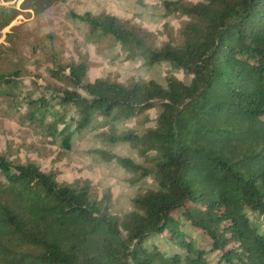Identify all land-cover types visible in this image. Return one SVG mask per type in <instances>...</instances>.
<instances>
[{
    "label": "trees",
    "instance_id": "1",
    "mask_svg": "<svg viewBox=\"0 0 264 264\" xmlns=\"http://www.w3.org/2000/svg\"><path fill=\"white\" fill-rule=\"evenodd\" d=\"M16 1L0 0V40L20 14ZM66 1L29 0L28 6L44 11ZM162 5L187 19L163 44L105 11L72 18L91 42L111 40L130 59L165 63L186 80L90 82L86 60L53 61L48 74L59 85L33 98L20 91L18 70L0 71V97L17 109L19 121L67 151L95 114L144 116L136 123L145 128L141 134L120 138L142 145L143 163L100 155L121 167L131 186L154 182L117 217L88 180L63 182L56 169L0 154V264H211L214 254L217 264H264V0ZM5 37L14 42L11 33ZM19 93L23 105L16 104Z\"/></svg>",
    "mask_w": 264,
    "mask_h": 264
},
{
    "label": "rangeland",
    "instance_id": "2",
    "mask_svg": "<svg viewBox=\"0 0 264 264\" xmlns=\"http://www.w3.org/2000/svg\"><path fill=\"white\" fill-rule=\"evenodd\" d=\"M163 1L178 0H67L44 11L30 10L29 0L24 4V0H17L16 7L20 9V14L3 30L0 40L5 49L11 46L10 51L0 50V71L18 70L20 91L33 98L41 97L45 86L59 85L48 74L53 61L65 65L86 60L89 64L87 80L90 82L110 78L120 83L133 80L164 83L169 76L186 80L182 73L175 72L165 63L149 67L139 59H130L122 46L111 40L100 44L91 42L84 25L72 18L73 14H99L105 11L157 34L158 43L163 44L167 37L177 35L187 21L179 15H169L162 5ZM181 1L187 4L196 2ZM7 33H11L10 40L14 39L12 44L5 40ZM18 97L16 104L23 105L20 93ZM11 107L0 97L1 155L23 163L33 161L45 172L56 169L61 173L63 182L88 180L99 200L109 198L110 212L117 217L132 210L131 200L137 193L154 187L151 179L140 187L131 186L130 176L115 162H107L100 155L106 152L143 163L144 159L139 157L144 149L142 145L124 142L120 138L131 131L141 134L145 128H140L136 123L144 116L138 120H124L120 116L95 114L81 128V133L76 135L71 149L67 151L60 142L52 144L50 139L41 136L38 129L27 123L22 124L17 109ZM155 113L147 114L148 124L153 123ZM175 217L180 218L181 214L176 213ZM186 227L196 244L206 248L208 242L199 236L198 231L187 224ZM217 259L214 254L209 261L217 264Z\"/></svg>",
    "mask_w": 264,
    "mask_h": 264
}]
</instances>
